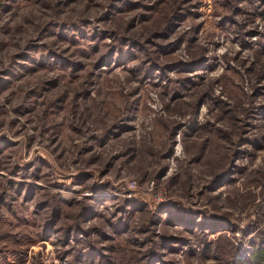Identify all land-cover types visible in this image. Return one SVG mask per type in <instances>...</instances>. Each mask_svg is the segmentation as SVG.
<instances>
[{
	"label": "rangeland",
	"instance_id": "374dc122",
	"mask_svg": "<svg viewBox=\"0 0 264 264\" xmlns=\"http://www.w3.org/2000/svg\"><path fill=\"white\" fill-rule=\"evenodd\" d=\"M263 239L264 0H0V264Z\"/></svg>",
	"mask_w": 264,
	"mask_h": 264
},
{
	"label": "trees",
	"instance_id": "16d2710c",
	"mask_svg": "<svg viewBox=\"0 0 264 264\" xmlns=\"http://www.w3.org/2000/svg\"><path fill=\"white\" fill-rule=\"evenodd\" d=\"M66 237H69V234H66ZM253 250L249 260L239 264H264V239L260 241L256 240Z\"/></svg>",
	"mask_w": 264,
	"mask_h": 264
}]
</instances>
